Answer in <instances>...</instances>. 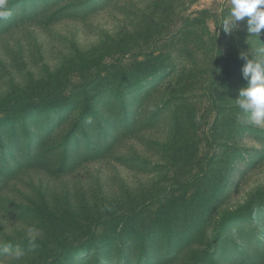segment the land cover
<instances>
[{"label":"rangeland","instance_id":"1","mask_svg":"<svg viewBox=\"0 0 264 264\" xmlns=\"http://www.w3.org/2000/svg\"><path fill=\"white\" fill-rule=\"evenodd\" d=\"M8 3L0 264H264V124L236 102L264 29L225 31L230 0Z\"/></svg>","mask_w":264,"mask_h":264},{"label":"clouds","instance_id":"2","mask_svg":"<svg viewBox=\"0 0 264 264\" xmlns=\"http://www.w3.org/2000/svg\"><path fill=\"white\" fill-rule=\"evenodd\" d=\"M230 5L228 17L224 18L222 15L221 27L228 31L235 22L247 17L248 33L258 37L261 29H264V0H230ZM220 11L222 14L223 9ZM11 15L8 0H0V20L8 19ZM257 51L258 56L249 59L243 67L248 84L239 91L236 102L238 107L248 114L249 122L259 126L264 124V46ZM26 232L28 242L34 247L41 235L40 229L28 226ZM8 254L15 260H20L24 251L19 248L12 250L11 246H8Z\"/></svg>","mask_w":264,"mask_h":264},{"label":"trees","instance_id":"3","mask_svg":"<svg viewBox=\"0 0 264 264\" xmlns=\"http://www.w3.org/2000/svg\"><path fill=\"white\" fill-rule=\"evenodd\" d=\"M87 2H88V4H91V2H93V0H87ZM67 9L68 8H60L59 10H55L54 15L57 16V15H59V13L66 12ZM151 63L152 64L141 63L140 70H139V72H137V75L135 76V79L138 81V83H135V84H137V86L135 85V86L129 87L130 89H134L137 87L141 88L143 86V84L147 83V79H157V78H159L160 75L162 76L163 74H165V72L162 70L163 69L162 66H160V62L158 64L154 65L155 61L151 60ZM106 94H112V96H114V97H116L118 95V94L114 95L113 92H107ZM74 103L75 102H70V99H68V98H66L64 100L62 99V100L57 101V102L45 104L47 108L44 111H46V113L50 114V115H52L53 113H59V112L67 113V112L75 110V108L76 107L78 108V105H80L79 100L77 103H75V104ZM72 104H73V106H71ZM32 112H35L34 109L32 110ZM11 125H12L11 123L0 124V126H2V127H8V126L10 127Z\"/></svg>","mask_w":264,"mask_h":264}]
</instances>
